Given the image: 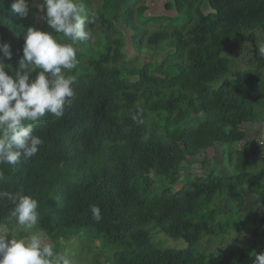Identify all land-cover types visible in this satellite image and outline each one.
<instances>
[{
  "label": "trees",
  "instance_id": "16d2710c",
  "mask_svg": "<svg viewBox=\"0 0 264 264\" xmlns=\"http://www.w3.org/2000/svg\"><path fill=\"white\" fill-rule=\"evenodd\" d=\"M152 1L165 11L149 13L146 0H79L95 40L73 45L72 104L34 125L36 155L0 165V192L38 202L36 227L69 264H254L264 254V146L240 145L264 113V56L250 32L264 29V0ZM12 3L0 0V42L16 67L24 30H53L32 0L24 19ZM238 39L252 44L254 65L229 78L225 51ZM218 147L226 172L186 169L195 157L212 164ZM13 207L0 198V227L14 228ZM154 231L187 245L163 247Z\"/></svg>",
  "mask_w": 264,
  "mask_h": 264
},
{
  "label": "clouds",
  "instance_id": "9594fccd",
  "mask_svg": "<svg viewBox=\"0 0 264 264\" xmlns=\"http://www.w3.org/2000/svg\"><path fill=\"white\" fill-rule=\"evenodd\" d=\"M37 7L53 31L37 27L24 30L18 66L5 63L13 59V51L10 44L0 42V165L15 166L21 158L27 161L37 154L43 140L34 134V125L49 114L57 119L63 117L66 107L71 106L77 80L65 72L71 73L79 63L78 49L73 45L91 39L86 25L93 23L94 17L89 19L79 0H43ZM11 10L18 19L28 18L29 0H13ZM54 34H59L60 39ZM64 38L70 43L62 42ZM259 54L264 56V44L259 46ZM4 197L14 206L11 218L16 225L29 230L37 225L35 199L0 192V198ZM90 210L99 222L100 208L91 205ZM0 264H69V260L56 253L41 234L18 238L15 231L0 228ZM254 264H264V254L256 255Z\"/></svg>",
  "mask_w": 264,
  "mask_h": 264
},
{
  "label": "rangeland",
  "instance_id": "374dc122",
  "mask_svg": "<svg viewBox=\"0 0 264 264\" xmlns=\"http://www.w3.org/2000/svg\"><path fill=\"white\" fill-rule=\"evenodd\" d=\"M146 2L147 3L149 2L152 4L150 10H148L149 13L151 12V13L157 14V13H161L162 11H165L163 7V3L161 2L157 4H155L154 1L152 0H146ZM34 4L36 6L38 5L36 0ZM97 5L98 4H96V7ZM42 15H43V12H40V10H38V14H37L38 20L42 21ZM119 22L120 21H116L115 23L118 24ZM119 28L124 32V37H125V42H126V44L124 45L123 51L125 52L128 58H132L136 54V51L134 50V47L132 46L131 41H130V34H131L130 30L121 25H119ZM250 32H253L255 34L257 38V43L259 46L261 44H264V29L256 28ZM92 40L94 41L95 39L91 38V41ZM225 54L231 61V72L227 75V77L229 78L232 76H235L238 70H243L250 65L252 66L254 65V59H252L253 46L248 41H242L240 39L235 40L230 45L229 49L225 51ZM260 119L261 120L255 123H252L250 126H247V130L250 133L248 135L249 138L246 141L241 143L240 145L241 147H244L247 143L251 142L252 139L257 141L258 145L264 146V113ZM215 153H216V157H215V160L212 162V164L211 163L203 164L200 161V158L195 157V158L189 159L185 163L186 169H189V171L193 172L194 174H206L209 171H211V169L213 168L219 170V172L220 171L226 172L227 169H226V164H224L225 158H224L222 148L218 147ZM0 228H8L10 231H15L17 234L21 233L22 231H30L29 235L33 233H38V234H41L42 237L45 238V242H49L48 236H45L43 232L36 226H34V228L30 230L26 228L21 229L16 224L14 225V228L9 227L8 225H2ZM153 234H154V238L156 242L163 247L184 248L187 245V242L182 238L174 239L172 237L167 236L166 234L158 233L157 231H154ZM18 238H22V237H18ZM204 245H205L204 247L208 246L207 243H204ZM73 262H76V261H73ZM80 262L81 264L87 263L86 261H83V260L82 261L80 260Z\"/></svg>",
  "mask_w": 264,
  "mask_h": 264
}]
</instances>
